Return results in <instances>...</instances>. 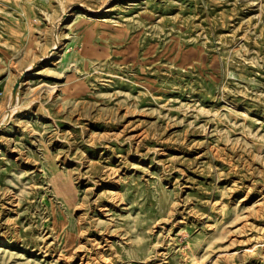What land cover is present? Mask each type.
Returning a JSON list of instances; mask_svg holds the SVG:
<instances>
[{
  "label": "rangeland",
  "instance_id": "374dc122",
  "mask_svg": "<svg viewBox=\"0 0 264 264\" xmlns=\"http://www.w3.org/2000/svg\"><path fill=\"white\" fill-rule=\"evenodd\" d=\"M0 264H264V0H0Z\"/></svg>",
  "mask_w": 264,
  "mask_h": 264
},
{
  "label": "water",
  "instance_id": "95a60500",
  "mask_svg": "<svg viewBox=\"0 0 264 264\" xmlns=\"http://www.w3.org/2000/svg\"><path fill=\"white\" fill-rule=\"evenodd\" d=\"M18 85H19V80H17L15 82L14 86H13V89H12V95H13V97L16 95Z\"/></svg>",
  "mask_w": 264,
  "mask_h": 264
},
{
  "label": "bare ground",
  "instance_id": "6f19581e",
  "mask_svg": "<svg viewBox=\"0 0 264 264\" xmlns=\"http://www.w3.org/2000/svg\"><path fill=\"white\" fill-rule=\"evenodd\" d=\"M12 97V99H14V97L13 96H11Z\"/></svg>",
  "mask_w": 264,
  "mask_h": 264
}]
</instances>
